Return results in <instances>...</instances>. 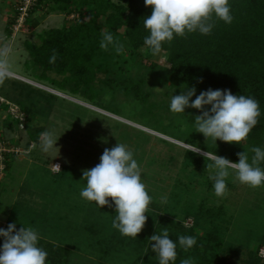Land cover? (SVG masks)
<instances>
[{"label": "rangeland", "instance_id": "1", "mask_svg": "<svg viewBox=\"0 0 264 264\" xmlns=\"http://www.w3.org/2000/svg\"><path fill=\"white\" fill-rule=\"evenodd\" d=\"M20 1L0 0V59H7L12 74L0 82V99L20 111L18 116L26 119L30 130L17 128L3 103L0 130L4 136L0 140L19 153L9 157V169L0 173V228L7 229L15 219L45 233L46 238L71 250L67 264H98V241L109 242V264H141L144 257L158 263L151 251L154 234L166 230L170 239L184 235L197 241L218 227L224 249L213 264H221V259L228 264H248L254 254V261L264 264V187L242 185L233 174L227 179L225 195L217 197L210 179L215 172L207 169L212 161L202 154L215 153L238 162L237 154L246 152L251 161L253 154L246 140L242 144L215 143L197 132L194 119L200 110L172 113V95L190 88L174 89L165 80V54L154 55L144 47L132 50L123 41L122 31L116 36L123 45L119 54L111 46L107 51H95L94 63L105 64L107 71L95 70L91 84H77L68 73L48 72L46 79H40L24 43L40 45L47 30L87 22L90 16H66L52 10L51 3L36 4L25 25L12 34L13 26L9 30L7 26ZM97 25L106 32L102 20ZM6 30L11 36H6ZM127 81L137 83L144 100L125 92ZM39 129L55 133L57 148L42 152L41 134L31 142V133ZM118 142L134 153L152 197L145 226L136 240L113 228L114 207L99 209L80 196L86 187L83 171L99 164L103 151ZM193 145L201 152H192ZM53 164L60 166L57 173L51 171ZM25 207L50 220L32 221L26 217ZM166 220L173 223L171 231L162 223ZM183 250L179 246L177 253ZM210 255L209 250L204 258ZM205 259L200 264H206Z\"/></svg>", "mask_w": 264, "mask_h": 264}, {"label": "trees", "instance_id": "2", "mask_svg": "<svg viewBox=\"0 0 264 264\" xmlns=\"http://www.w3.org/2000/svg\"><path fill=\"white\" fill-rule=\"evenodd\" d=\"M49 3L53 5L51 9L58 13L66 16L77 13L75 15L80 19L88 15L90 20L73 26L47 30L40 45L24 43V49L32 64L39 70L40 79H46L48 72L68 73L77 84H91L95 78V70L107 71L105 64L96 65L93 61L95 51L101 49L103 33H111L116 38L122 31L123 41L132 50L140 47L150 50L144 45V39L149 33L143 26V20L151 15L152 10L145 6L144 0H35L34 6ZM230 7L233 16L231 24L213 17L211 22L214 28L210 35L196 32L184 37H176L171 42L163 44L160 52L165 54L168 64L165 80L174 89L195 87L198 92L209 88L228 89L234 95H245L259 102L261 110L259 122L246 139L250 153L254 155L252 148H264V0H230ZM16 16L15 11V16L7 26L8 30L14 25ZM99 20H102L106 32L99 31L97 25ZM6 36H11V32L6 30ZM54 52L56 60L53 63L50 62V57ZM124 90L132 92L136 99L144 100L145 94L137 83L128 82ZM23 130H30L27 124L24 125ZM41 132L42 130L39 129L31 133V142L35 143ZM188 156L194 158L192 152H188ZM9 157L16 158V155L3 156L4 171L9 169ZM260 166L264 167V164ZM28 208L25 207L26 217L32 221L50 220L43 213L36 214ZM9 223H15L17 230L24 226L15 219L10 220ZM162 223L170 231L174 227L168 220ZM217 230L218 227L212 231L208 230L205 236L197 240L194 247L177 253L175 263L181 264L182 260L190 257L200 264L209 250L211 255L209 259H205V263L216 262L224 249V242L219 239ZM39 235V246L48 253L47 264H67L72 254L71 250L46 238L45 233ZM172 240L177 241L178 251V238ZM2 243L3 238H0V245ZM119 243L123 245L124 239ZM96 244L100 253L97 258L98 264H109L107 261L110 255L109 242L98 241ZM254 259H256L255 254L250 255L247 263L258 264ZM220 261L221 264H228L225 259ZM141 264L158 263L144 257Z\"/></svg>", "mask_w": 264, "mask_h": 264}, {"label": "clouds", "instance_id": "3", "mask_svg": "<svg viewBox=\"0 0 264 264\" xmlns=\"http://www.w3.org/2000/svg\"><path fill=\"white\" fill-rule=\"evenodd\" d=\"M151 8V15L143 20V26L149 33L144 39L154 55L160 53L165 43L176 37H184L199 32L210 35L214 24L213 17L231 24L230 0H144ZM119 54L123 45L111 34L103 33L100 47L107 51L109 47ZM56 53L50 57L55 62ZM11 69L7 59H0V82L9 78ZM202 82V81H201ZM195 96L193 100L192 97ZM191 101V102H190ZM186 108L200 110L194 119L197 132L213 142L220 140L229 144H242L249 133L258 124L261 116L259 102L245 95H234L228 89H207L197 95L192 87L180 95H172L169 110L174 114H184ZM57 137L52 131H44L40 136V148L44 153L56 147ZM254 155L249 161L246 152L238 153V162L218 156L215 153H202L207 169H213L210 176L214 181L213 189L217 197L227 192V179L234 174L236 180L250 188L264 187V148L254 147ZM192 152L201 150L193 145ZM86 180L80 196L82 199L101 209L104 206L115 210L113 228L122 236L136 240L143 230L152 197L142 179V171L134 158V153L124 144L117 143L111 149L106 148L100 157V163L90 170L83 171ZM165 230L151 236V251L155 253L158 264H175L177 259V241L169 238ZM0 264H47L48 253L39 246L40 235L32 227L17 230L15 223H9L7 229L0 228ZM194 236L178 237V244L185 251L196 245ZM181 264H194L192 258Z\"/></svg>", "mask_w": 264, "mask_h": 264}, {"label": "built area", "instance_id": "4", "mask_svg": "<svg viewBox=\"0 0 264 264\" xmlns=\"http://www.w3.org/2000/svg\"><path fill=\"white\" fill-rule=\"evenodd\" d=\"M34 3H35V0H21L20 2H18L15 8L16 15H17L16 20L11 29L12 34H15L20 28H22L25 25L29 11L32 8V6H34ZM3 103L8 106L9 115L16 121L18 128L23 130L26 119L22 118L23 116L21 114H20L21 117L18 116L17 113H20V111L19 112L16 111L14 108L15 106H10L11 104H9L8 102L2 101V99H0V107L4 105ZM17 153H19V151L16 149L10 150V147L7 146L6 142H0V173L4 171L5 169L4 164H3L4 162L3 156L5 154L18 155ZM59 169H60V166H58V164H53L51 171L53 173H57Z\"/></svg>", "mask_w": 264, "mask_h": 264}, {"label": "crops", "instance_id": "5", "mask_svg": "<svg viewBox=\"0 0 264 264\" xmlns=\"http://www.w3.org/2000/svg\"><path fill=\"white\" fill-rule=\"evenodd\" d=\"M11 51H13V50H10V52H11ZM11 75H12V74H11ZM13 76H15V75L13 74ZM1 136H4V134H3V131L0 130V137H1Z\"/></svg>", "mask_w": 264, "mask_h": 264}]
</instances>
